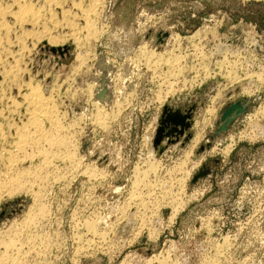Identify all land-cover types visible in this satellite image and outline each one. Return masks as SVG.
Masks as SVG:
<instances>
[{
  "label": "rangeland",
  "instance_id": "obj_1",
  "mask_svg": "<svg viewBox=\"0 0 264 264\" xmlns=\"http://www.w3.org/2000/svg\"><path fill=\"white\" fill-rule=\"evenodd\" d=\"M29 1L45 3V0ZM58 1L54 11L58 12L57 18L61 17L57 24L59 27H54L52 22L47 26L54 32L53 35L62 38L57 43L43 37L42 41L32 39L26 44L33 50L20 57V66L23 68L20 71V83L32 81L41 84L44 95L53 97L60 111L62 125L67 127L63 132L70 128L68 134L77 144L80 141L82 143L87 136L85 128L94 127L91 139L96 146H101L102 155L112 157L117 169H105L108 175L104 179L88 180L79 174V170H76L77 173L68 169L70 162L58 156L59 173L64 172L67 176L59 179L44 176L47 181L33 186L35 191L39 187L38 198L31 189L0 197V251L6 242L14 246V251L15 245L20 244L18 247L23 246L30 251V258L25 264H264V80L243 78L250 72H264V0H104L98 14L91 15V18H96V25L104 28L103 33L96 37L88 35L81 9L88 8L95 0ZM161 2L165 3L162 12H147L148 6ZM79 3L83 4L81 8ZM117 9L120 13L115 14ZM139 10L141 12L138 13ZM46 15L50 16L49 13ZM69 21L76 25L70 27ZM10 22L13 23L12 18ZM148 24L150 28H167L171 35L179 34L180 38L171 44L174 53L164 54L167 59L171 57L173 60V56L179 59L175 62L177 65H172L170 59L169 62L162 59L153 65H158L155 69L151 66L154 70L152 74L155 75L151 79V71H147L145 90L141 93L140 85L146 73L142 74L139 84L137 79L135 88L127 89V80L132 81V78L123 67L128 64L131 70L133 63L150 51L148 48L139 49L133 40L142 38ZM24 27L31 30L29 23ZM21 29L18 27L16 32L20 33ZM20 47L21 44H15L13 49L15 51ZM84 52H88L87 61L75 70L77 54ZM211 53L213 56L209 60L207 56ZM218 53L222 56L225 53L229 61L236 60L232 73L240 74L243 79L233 80L218 71L219 62L214 63ZM168 54L170 57H167ZM101 56L111 66L107 77L110 71L113 78L116 74L120 76V79L117 76L115 80L117 85L109 76L111 95L115 98L117 94L116 100L123 98L128 102L123 106V111L121 108L119 115L113 119L109 117V124L104 128L89 123L95 119L89 115L94 111L90 100L94 101L95 93L89 96L87 89L90 75L96 77L101 73L96 66ZM207 68L211 72L204 77ZM118 86L123 90L115 91ZM170 88L172 90L162 103L154 100L155 92L158 94L161 91L162 94ZM26 91V88L16 83L5 88L6 96H13L21 103L15 112L6 113L17 124L27 119L23 115L27 106L23 100ZM245 97L252 100L249 110L232 123L225 136L214 140L210 150L199 151L212 134L221 109ZM202 100L205 101V107L203 110L197 108L199 113L193 118L189 142L172 146L171 152L167 150L160 157L156 174L147 172L150 161H155L156 150L152 140L164 107L187 108L199 105ZM76 107L81 109L77 110ZM106 107L107 111L110 109L114 113L118 110L112 103ZM207 108L214 109L211 115L206 114ZM110 111L107 116L113 114ZM81 113L86 118L82 114L84 120L71 127L68 123L73 115ZM45 125L49 127L50 123L45 121ZM196 133H201V138L194 144L193 136ZM122 137L126 142L121 140ZM192 146L194 150L189 162L195 165L191 166L190 175L184 171L171 173ZM80 154L79 149L77 155ZM42 157L26 160L24 166H37ZM216 157H220L222 162L223 159L227 160L225 167L219 168L221 162L200 184H191L192 175L200 166ZM128 162L129 167L126 166ZM136 162L137 167H134ZM112 164L109 163L107 168ZM96 169L100 170L97 166ZM177 177L182 178L181 188ZM158 179H162L160 183H164L163 187H154ZM103 190L106 192L103 193ZM169 190L172 193L179 191L175 200L169 198ZM124 207L128 209L122 213ZM176 208L180 211L175 218L170 219ZM37 210L41 212L39 215ZM26 212H32L35 216L32 220L34 222L36 219V222L33 224L30 221L29 227L26 225L19 229L17 234L21 240L16 238V244H13L12 239H8L11 223H19ZM116 217L119 222L109 225ZM99 229L100 234L94 232ZM31 234H40L42 239L35 236V244L32 241L29 243L26 240ZM222 238L231 241L232 246H216ZM33 244L39 245L33 248Z\"/></svg>",
  "mask_w": 264,
  "mask_h": 264
},
{
  "label": "bare ground",
  "instance_id": "obj_2",
  "mask_svg": "<svg viewBox=\"0 0 264 264\" xmlns=\"http://www.w3.org/2000/svg\"><path fill=\"white\" fill-rule=\"evenodd\" d=\"M96 1H98V2H96ZM34 2L29 1V0H0V71H1L0 73H2V81L0 82V87L2 88V93L0 95V197H2L3 195L5 196L6 194H9V195L13 194V193H15L17 191L20 192L21 190L22 191L26 190V189L34 190L33 186H39L40 183L42 184V183H44V181H47V180H45L47 178H45L44 176H48V177L52 176L54 179L55 178L59 179L60 177H63L65 174H64V172H62V174L59 173V170L61 168L59 169V165H57V160L56 159L58 158V156H59V158H62V160L63 159L64 160H68L70 162V166L69 165H68L69 167L67 166L68 169H70V170L72 169L73 172L74 171L77 172L79 170V174L84 175V177L87 178L88 180H92V179L95 180V179H99V178H103L104 179L106 177V175H108V172H106L107 170H105V169H109V168H107V167H109L108 164L109 163L115 164L113 162L112 157H108L109 159L107 160L106 164H98L97 160L90 161V160H88V158L86 157V154H84V153L82 155L80 154L79 155L80 157H79L77 155V150L79 151V149L81 148L79 146L82 143L80 141L79 144H77L75 139H73L71 137V135L68 134L70 128L68 129V131L65 130L67 133L63 132L64 128L66 129L67 127L65 125H62V121H61L62 119L60 120V118H62V117L61 116L59 117V112L60 111L56 107L57 105L55 106V103L53 102V99H52L53 97L51 98L50 96L44 95V90H43L41 84H39L37 82H36V84L34 82H32V81H28V82H24V83L22 81V83H20V78H19L20 71H21V69H23V68H21L22 65L20 66V64H21L20 63V61H21L20 57L23 56L25 53H31V51L33 50V49H31L32 47H28L29 44L27 46H26V44L29 41H31L32 39H37V40L40 39L41 40V38H43V37H46L50 42H53V43H57V41H59V39L62 38V37L59 38L58 35H55V34L53 35L54 32L52 33L51 28H49L50 26L49 27L47 26V24H49V23L51 24V22H52V23H54V27H59L58 26L59 25V19L61 17L57 18L58 16L56 17V15H57L58 12L56 13L54 11V8H57L56 3L58 4L59 1L58 0H45L44 1L45 3H43V4H40L41 1L40 2H35V3ZM103 2H104V0H102V1L101 0H95V2L93 1L88 8H86V7L85 8L84 7L81 8L80 6H82L83 4L81 5L80 3H79L80 5H78L82 9L83 15H84V19L86 20V23H85L86 25L84 27H86V30H88V35L91 36V37L94 36V35H95V37H96V35L97 36L101 35L103 33V31H104V28L98 27L96 25L97 24L96 18H94V17H93L94 19L91 18V15L93 13L94 14H96V13L98 14L99 6ZM68 3H66V4H68ZM60 4L61 3H59V5ZM73 5L77 6L76 4H73ZM63 7H65V6L63 5ZM65 11L66 10L64 9L63 13ZM47 13H49L50 16L46 15ZM77 13H78V11H77ZM64 15H65V13H64ZM64 15H63V18H64ZM11 18L13 19V23L10 22ZM69 18H72V17H69ZM72 20H75V19H72ZM60 21H62V19ZM28 23L30 24L31 30H28L27 28L24 27ZM73 23L71 21H69V26L70 27H74L76 24H73ZM77 24H78V22H77ZM18 27L22 28L20 33L16 32L17 31L16 29ZM73 33H76V32H73ZM173 34L170 36L171 39H172V44L176 43V39L180 38L178 36L179 34H176V33L174 35ZM74 36H75V34H74ZM86 37H85V39H86ZM81 40H83V39H81ZM87 40H88V38H87ZM32 42H34V41H32ZM83 42L85 43V41H83ZM15 44H21V47L14 51L13 47H14ZM36 44H37V42H36ZM34 45H35V42H34ZM138 47H140L139 49H142V48H146L147 49V47H148L147 41H143ZM174 47L176 48V46H174ZM202 47H203V45H202ZM147 50H150V51H147L142 59H140L138 62H134L133 63L132 69H131V76L128 75L131 78L134 77V78L138 79L139 80L138 84L140 83V80L142 78L141 76H142L143 73H140V70L142 68H145L146 72L148 70H150L151 71V77L150 78L153 79V77L155 75V73L152 74L154 72L153 68L155 69L158 66L157 64H156L157 66H153V65H155L156 62L159 63V61L162 60V59L163 60L165 59V61L169 62V59L171 58L170 55H169L170 53L168 54L169 56H167V57H170L169 59H167L165 57L166 55L164 56V54H166L168 52L174 53V51H175L173 47L172 48H167L166 47L163 50H159V51H158V49L156 50L154 47H149ZM201 51L203 52V50H201ZM87 53L88 52H84L82 54H77L79 56H77V65L74 67L75 70H77L78 68L83 66L82 64H85V62L87 61ZM225 53H224V55L221 58L216 59V61L214 62L216 64L219 62L218 71H220V72L222 71V75L223 76L231 77L233 80H239V78H242L243 76H240V74L236 75V74L232 73V70H234V66L237 64L236 60L233 61V62L227 60L228 58H227V55ZM202 55H204V54H202ZM209 55L210 56H207V57L210 60L213 55H212V53L209 54ZM187 56H188V54H187ZM205 56H206V54H205ZM11 57H12V59L10 60ZM172 58H173V60L170 59L171 60V64L172 65H177L178 63L176 64L175 62L178 61L179 58L177 56L176 57L173 56ZM203 61H205V60H203ZM151 66H153V68H151ZM181 66H179V67H181ZM160 67H162V66H160ZM204 67H205V65H204ZM206 67H208V65ZM223 68H225V71L223 70ZM156 70H159V69L157 68ZM210 72L211 71H209L208 68L205 69L204 77H207L210 74ZM98 76H96V77H98ZM109 76H110V79L114 81L113 83H116L117 76H119V75L116 74V77H114L115 78L114 79L113 78V73H112V71H110L109 74H108V78H109ZM247 77H250V78L254 77V79L256 78L257 80L263 81L264 80V72H258V71L257 72H250V73H247V75H244L243 78H247ZM118 79H120V76H119ZM130 80H127V81H130ZM11 83H16L18 86H20V87L22 86V87L27 89V91L25 93L23 92L24 93L23 94L24 104L27 105L24 108L23 115H25L27 119H26L25 122L22 121L21 124H17L15 122V120H12L11 118H9L8 115H6L7 112H10V113H12L13 111L15 112L19 108V106L21 105V103L18 100H16V98H13V96H6V92L7 91L5 92V88L9 87ZM117 83H116V85H117ZM136 84L137 83H135L134 85H136ZM168 85H169V83H168ZM171 85H172V83L169 86L171 87ZM99 86H100V84L98 82H96L94 80H89V83L87 85L89 96L92 95V92L94 93L95 88H97ZM109 86H110V84H107V88H108L109 92H111L110 89H109ZM120 86H122V85H120ZM120 86H118L117 89H115V91H117V90L118 91H122L123 89H120L121 88ZM122 87H124V86H122ZM134 88H135V86H134ZM172 88L168 89L167 91H163L162 94H160L161 91L158 94L155 92L156 95L154 96L155 97L154 100L162 103L163 100L166 99V96L172 90ZM249 90H250V88H249ZM129 92H128V94H129ZM116 95H115V98H113V95H111V101L109 103H107L106 101L102 102V101H100L98 99L95 100V101H91L90 100V102H93L94 111L91 112L89 115L91 117L95 118V119L92 118L93 120L91 119L92 121L89 122V123H91V125H96V126L98 125V126L103 127V128L105 126L107 127V125L109 124V120L113 119V117L115 118V116L119 115V111H121V108H122V111H123V106L127 102V99H126V101H124L123 98H122V100H120V99L116 100ZM20 97H22V96H20ZM121 101H123V102L121 103ZM85 102H86V100H85ZM129 102H130V100H129ZM111 103L113 105H115V107H117L118 110L115 111V113H114V111H112L113 112V114H112V112L109 109L108 111H110L112 115L111 116H107V114H108L107 113L108 112L107 108L108 107H106V106L110 105ZM213 110L207 108L206 114L211 115ZM20 112H21V110H20ZM80 112H78V113H80ZM82 114L83 113L78 114V115H73V119L68 124L71 125V127H72V125L75 126L76 124H79V122L81 120H84V117L86 118V116L83 114L84 115V117H83ZM64 116H65V114H64ZM109 117H111V118L109 119ZM45 121H48L50 123L49 127H45L46 126L45 125ZM66 125H67V123H66ZM85 126H86V124H85ZM87 128L88 127H86L85 130L88 133H91L93 131V129H94V127H91L92 129L91 128L87 129ZM82 130H84V128H82ZM92 135L93 134H91V136ZM74 138H75V136H74ZM200 138H201V133H196L193 136V143L196 144L199 141ZM93 144H95V143L93 142ZM95 146H96V144H95ZM193 146L190 147V149H187V151L185 152V154L182 157V159L175 165V167L173 166L174 168L172 169L171 173H173V172L174 173H180V172L184 171V173L187 172L186 174L190 175L189 172H191L190 171L191 170V166L195 165V164H191L189 162L190 158H191L192 151L194 150ZM88 152L89 153H93L92 148L90 150H88ZM101 153L103 154V151ZM41 155H43L42 159H40L41 163L40 164L37 163L38 164L37 166L35 165L32 168H30L31 165L28 168L26 166H24L23 162H25L26 160H34L35 158L41 157ZM155 155H156V153H154V156ZM159 161H161V158L160 157L158 158V157L155 156V161L154 162L150 161V163L148 165L149 168L147 167L148 168L147 172L149 171V172H152V173L156 174L157 170L159 169ZM137 164L138 163L136 162L134 167H137ZM95 165L97 167H99L100 170L96 169ZM62 168H65V167L62 166ZM64 170H66V169H64ZM70 173L74 174L72 172H70ZM176 175H174V176H176ZM65 176H67V175H65ZM176 179H177V182L179 183V187H180V185L183 183L182 180H181L182 178L180 179L179 177H177ZM161 180L162 179H158L157 181H155V184L153 183L154 187L155 186L161 187V185L163 187L164 183L163 182L160 183ZM41 186H40V191H41ZM38 189H39V187L36 189V191L35 190L33 191L34 192L33 194L37 198H38V194H39V193H37ZM177 190L174 191V193H172L169 190L170 193H171V197H170V195H168L169 198H172L173 200H175L177 198V195L179 194V191H177ZM180 192H181V190H180ZM43 205H42V208H43ZM36 207H37V204H36ZM127 207H128V205H127ZM127 207H124V211H122V213H125V211L128 209ZM42 208H40V209L42 210ZM33 210H35V209H33ZM43 210H45V208H43ZM179 211H180L179 208L174 209L173 212H172V215L170 216V219L171 218H175L176 214ZM29 212H28V214L26 212L25 217L19 223L13 224V225H17V226L12 228V226H13L12 223H11V227L9 226L10 230H9V232L7 231L9 233V235H8L9 238L8 239L9 240L12 239V241H11L12 243L16 242V238L20 239L19 234H17L18 230L19 229L20 230L23 229L24 227H26V225L28 226L30 221L33 222L32 218L35 217V216H34V214L32 212L31 213H29ZM40 213L41 212H39L38 215ZM38 215H36V216H38ZM38 218H37V220H38ZM211 219H210V224H211ZM35 220H34V222H36ZM116 221L119 222L117 220V217L115 219H113L112 222L110 221L109 225L114 224ZM34 222H33V224H34ZM199 227H200V225H199ZM88 228H89V226H88ZM88 231H90V230H88ZM94 232L95 233H99V234L101 233L100 229H99L98 232H97V230H95ZM35 236L37 238H39V240L42 239L41 238L42 235H40V234H38V235L36 234L34 236L31 234V235L28 236V240H26V241H28V242L32 241L35 244V241H37V239H35L36 238ZM8 239H7V241H8ZM19 239H17V240H19ZM1 240H2V238H1ZM34 244L32 245L33 248H34V246L36 247L37 245H39V244H37V245H34ZM41 244H44V243H41ZM219 244H224L226 248H229V246H232V242L227 240V239H225V238H222L220 241H218V244L216 243V246L219 245ZM18 246L15 245V251H14L13 250L14 246H12V245L10 246V243L6 242L4 249L2 251H0V264H25L27 262V260H29V258H30L29 257L30 256L29 255L30 251L27 250V249L25 250L23 248V246H20V247H18ZM11 247H13V248H11ZM29 247H27V248L29 249ZM218 248L219 247H217V249ZM30 249L32 251V248H30ZM218 250H220V249H218ZM36 251H38V250H36ZM221 252H222V249H221ZM32 256H34V255H32ZM34 258H36V257L34 256ZM156 258H159V257H156ZM247 258L248 257L246 256L245 259H247ZM162 259H160V260H162Z\"/></svg>",
  "mask_w": 264,
  "mask_h": 264
},
{
  "label": "water",
  "instance_id": "obj_3",
  "mask_svg": "<svg viewBox=\"0 0 264 264\" xmlns=\"http://www.w3.org/2000/svg\"><path fill=\"white\" fill-rule=\"evenodd\" d=\"M165 3L161 2L147 7V12L149 14H155L156 12H162ZM142 10V9H141ZM141 10L138 11L141 12ZM108 13V12H107ZM120 12L117 11L115 14ZM128 21L130 20L127 18ZM171 32L167 28L153 27L150 28L148 24L147 31L143 33L142 38H136L134 44L138 47L143 41H147L148 47H154L156 50H163L164 48H171L172 39ZM222 54L218 53L216 59H219ZM96 66L99 71H101L98 77L95 75H90L88 80H94L100 84L99 87L94 90V101H106L109 103L111 101V94L107 88V84H110V79L107 77V72L110 70L111 66L107 63L105 57L101 56L96 63ZM129 65L126 64L123 69L126 74L131 75V70ZM140 73H146L144 76V81L140 85L141 93L145 90V84L147 79V72L145 68L140 70ZM137 82V79L132 77V81H127L129 88H134V84ZM251 98H242L236 100L230 104L225 105L220 113L219 118L215 121V128L212 131V134L208 136L207 141L203 144L199 151L210 150L212 148L213 142L216 139H220L221 136H225L226 133L230 130L232 123L237 119L242 117L251 107ZM205 107V101L199 105H191L187 108H173L170 106H165L162 110V114L159 119V124L156 128V132L153 136L152 145L156 150V157H162L163 154L169 150L172 146H175L179 143L186 145L191 139L192 133L190 131L193 126V118L195 115H198L197 108L203 110ZM77 110H80V107H76ZM91 133H88L87 136L82 140L80 152L81 154H86L88 160H97L98 164H106L109 159L108 156L101 154V146H95L93 140L91 139ZM123 142H126L125 138L121 139ZM92 148L93 153H89L88 150ZM182 151V150H181ZM180 151V152H181ZM222 160L220 157H216L211 160H206L198 169V171L192 175L191 184H200L204 178L209 176L213 168L220 166ZM126 166L129 167V162L126 163ZM111 171L117 169L116 164H112L109 168ZM105 193V190H103ZM111 196V194H108ZM107 196V197H108Z\"/></svg>",
  "mask_w": 264,
  "mask_h": 264
},
{
  "label": "crops",
  "instance_id": "obj_4",
  "mask_svg": "<svg viewBox=\"0 0 264 264\" xmlns=\"http://www.w3.org/2000/svg\"><path fill=\"white\" fill-rule=\"evenodd\" d=\"M126 144H128V143H126ZM123 148V147H122ZM171 149H173V148H171ZM171 149L169 150V152H171ZM120 150H122L121 148H120ZM123 151H122V155H123ZM226 162H227V160H225V159H223V162H222V164H221V166L219 167V168H223V166L225 167V165H226Z\"/></svg>",
  "mask_w": 264,
  "mask_h": 264
}]
</instances>
